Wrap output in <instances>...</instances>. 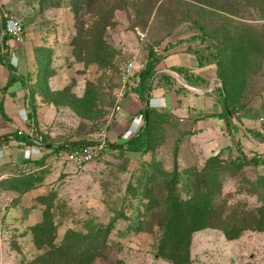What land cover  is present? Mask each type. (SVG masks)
<instances>
[{"label":"rangeland","instance_id":"374dc122","mask_svg":"<svg viewBox=\"0 0 264 264\" xmlns=\"http://www.w3.org/2000/svg\"><path fill=\"white\" fill-rule=\"evenodd\" d=\"M68 2L64 0L60 8L39 11L38 0H0L4 10L23 24L18 72L27 81L28 86L23 87L25 98L33 90L35 131L49 142L63 144L81 139L97 142L102 131L112 140L109 144L127 142H122L120 136L115 138L120 115L111 113L120 75L129 57L137 53L144 59L149 50L160 56L193 54L198 50L211 59L218 53L227 58L232 50L226 48L220 33L235 32L239 28L253 32L258 40L256 49L244 45L237 52L233 50L239 55L236 65L229 59L227 63L225 58L222 66H229L226 72L230 73L239 68L237 81L233 80L235 111H253L256 119L264 118V0H127L126 4L114 1V23L107 27L105 40L117 54L113 67L107 69L96 63L85 65L73 56L71 41L77 28ZM87 9L84 5L83 10ZM84 18L88 19V14ZM200 25L207 32L218 34V39L213 41L208 35H202ZM193 35L205 39L191 40L189 37ZM45 56H49V63L41 67L39 58ZM214 60L211 64L217 68ZM167 64L162 60L159 67ZM2 71L8 73L0 62ZM65 87L78 97L90 88L94 109L89 117L49 97H56L57 91ZM2 88V93H8V88ZM133 98L131 93L125 96L123 112L136 108L134 104L129 106ZM167 114L142 155L108 146L95 160L78 167L49 153L43 166L36 168L35 173L42 179L34 188L19 194L0 187L1 192L8 194L0 199V264H26L41 252L33 242L30 229L43 217L46 205L39 201L40 195L54 196L49 212L56 224V243L68 229L84 230L88 219L101 226L112 222L103 254L91 264H172L156 253L161 231L156 220L150 218L152 212L145 210L147 199L143 191L159 184L158 170L170 173L175 170L177 193L182 200L189 199L205 185L207 173L203 168L206 160L216 154L220 162L211 176L218 200L217 211L225 215L236 211L239 215L232 220L235 225L241 221V214L264 204V184L259 183L264 180V163L237 165L233 160L238 153L232 144L219 143L215 134L208 136V141L192 136L197 128L185 121L192 118L186 112L184 116ZM260 122L264 124V119ZM204 142L210 147L204 149ZM240 150L247 159L256 154L264 157V145L240 143ZM150 163L157 167L154 165L152 169ZM154 171L156 177L148 180L147 173ZM9 173L12 178L22 174V170L16 166ZM158 190L154 192L156 196ZM145 212L148 217L144 228L133 231L131 224L137 216L145 219ZM190 260V264H264V230L246 229L233 239H228L219 228L196 231L192 234Z\"/></svg>","mask_w":264,"mask_h":264},{"label":"trees","instance_id":"16d2710c","mask_svg":"<svg viewBox=\"0 0 264 264\" xmlns=\"http://www.w3.org/2000/svg\"><path fill=\"white\" fill-rule=\"evenodd\" d=\"M114 1L123 4L127 3V0ZM114 1H112L113 3H110V0H69L68 2L76 19L77 28V32L71 41V45H73V56L78 61H82L85 65L96 63L104 69L111 68L114 65V59L117 52L105 40V31L107 27L114 23L113 18L116 7ZM38 3L40 8L39 11H42L44 9L60 8L64 4V0H38ZM84 5L88 7L87 10H83ZM0 9L2 10V13L0 14V62L9 72L7 82L2 89L6 90L16 81H20L23 87L28 86L26 79L19 74L17 65H14L11 62L9 52L4 51V48H9L11 42V36L3 33L5 21L11 14L8 10H4V6L1 4ZM86 14H88V19L84 18ZM198 28L202 30V35H208L213 41L218 39V34L215 35L211 34L213 32H207L204 26L200 25ZM252 34L253 32L243 28H239L235 32L224 30L220 33V36L224 40L226 48L232 50L230 52L231 56H227L226 58V56L223 57L222 53H218L212 57L217 64V77L221 82V85L215 86L209 93L215 96L221 106L222 111L215 115L223 120L224 130L228 133L236 146L238 157H236L233 162L240 166L258 164L260 162L264 163V157L256 154L251 159H247L240 150V146H238L239 144L234 140V122L232 117H236L237 111H235L234 108L236 96L234 95L235 87L233 85V80L235 79V82L237 81L239 68H237V70H234L236 69L234 68L231 73L226 72L229 66L224 65V70L222 60L227 59L226 61L228 63L229 59L231 60L232 65H236L239 57L238 53H236V49H241L244 45L245 48L251 45L252 49L255 50L258 40ZM189 38L191 40L200 38L201 41L205 39L203 36L201 37L197 35H193ZM178 42L180 41H177V43ZM233 50L236 52L233 53ZM193 53L197 57L198 64L203 65L205 63H212L211 57L209 58L201 54L198 50H194ZM166 57V54L160 56L156 51L149 50L145 58H141L144 62V67L134 75L130 91L133 95L139 98L141 103L145 104V107H141L136 112V114L141 113L145 119L134 137L122 144L108 143L106 148L110 146L114 147V149L124 150L130 153H138L140 155L148 150L152 135H155L154 131L165 121L163 116L168 115L167 113L158 112L149 102H147L154 78L158 73L159 63ZM39 61L41 67H45L46 64L49 63V56H45L41 59L39 58ZM171 68L173 72L184 78L186 85L188 86H194L196 82L199 81L197 76L189 74L187 70L183 68ZM42 83L41 87L44 85V83L43 85ZM185 87V85H181V89L184 93L187 91ZM90 92V88L87 87L84 94L81 97H78L71 92L70 88L65 87L57 91L56 97H54V95L49 97L54 99L57 104L62 103L67 105L77 114L83 117H89L92 109H94L93 100L89 96ZM32 96L33 90L28 91L27 107L29 108V113L27 125L29 129L26 131H17L11 136L15 140L21 141L27 145L33 143L32 132L36 129L34 128L35 118L33 114L35 105L31 98ZM40 134L42 136L41 147L48 148L50 153L53 154L60 149H83L96 144L95 141L84 139L70 142L66 141L63 144H55L49 142L42 133ZM9 137V134H4L3 136L0 135V145L3 141H8L10 139ZM105 149L100 150L99 153L103 152ZM219 160L218 154L210 156L206 160V165L203 168L207 173L204 177L205 185L189 199L182 200L177 193L175 183L177 173L175 170L170 173L160 168L161 170H158V176L160 178L159 184L143 191V196L147 199L145 210L147 212H152L150 218L156 220L161 231L156 245V253L160 258L168 260L172 264H190L192 234L205 228H219L228 239L235 238L239 233L246 229L264 230V204L256 210L241 214V221H238V224H235L236 226L234 225V222H232V220H234L233 217L239 215L236 211H231L226 215L221 211H217L216 207L218 205V200L213 191V178L211 174L216 167H218L216 164L220 162ZM43 163V158L40 161L33 162L34 165H37L35 166L36 168H41ZM210 164L211 167H209ZM154 165L156 166L155 163H150L152 169H154ZM36 168L35 170L30 169L28 171H22V174L14 175L12 178H5L0 182V187L14 190L19 194L28 192L42 179L40 175L35 173L37 170ZM155 174L156 171L153 173L148 172V180L153 181L156 177ZM259 183L261 185L264 184V180H259ZM157 189H159L158 196L154 193ZM52 197L54 196L45 197L40 195L38 197L39 201L46 206L43 210L42 220L32 225L30 229L33 235V242L41 252L26 264H91L93 259L102 256L107 244V238L112 222L107 226H101L88 219L85 221L84 230L68 229L62 240L59 243H56V224L53 223L51 219L52 214L49 212L52 206ZM143 215L145 219L137 216L134 220V224H131V229L133 231H138L144 228L145 222L147 221L146 217H148V215L146 212Z\"/></svg>","mask_w":264,"mask_h":264},{"label":"crops","instance_id":"0c3cea01","mask_svg":"<svg viewBox=\"0 0 264 264\" xmlns=\"http://www.w3.org/2000/svg\"><path fill=\"white\" fill-rule=\"evenodd\" d=\"M10 46H14L12 40ZM163 62H169V64L162 68L159 67L158 73L160 75L157 73L154 78L147 102L158 112L174 115L176 113L179 116H184L186 112L187 115H191L192 120L187 119L185 121L193 123V126L197 128V132H194L192 136H198L208 141L211 135L215 134V138L219 140V143H226L225 146H231L232 144V147L236 149L233 140L224 130L223 120L215 115L222 111L221 106L215 96L208 91L221 85L217 77L215 64L205 63L200 65L194 53L187 52L167 54ZM171 67L183 68L189 74L197 76L199 81L194 86H188L184 78L173 72ZM0 74L2 75L0 77V87H3L7 82L9 72L2 71ZM18 84L21 85V88L17 86ZM181 85L186 86L187 91L185 93L182 91ZM7 91L8 93H2L0 90V135H10V139L6 142L3 141L0 145V182L8 178L9 172L16 166L21 168L22 171L25 167L28 170H35L37 165H34L33 162L40 161L42 158L46 161L47 155L50 153V150L46 147H39L37 150L31 148V144H24L11 137L17 131L29 129L27 125L29 109L28 107L26 109L27 104L24 103L27 98H25L26 93L20 81H16ZM133 96L134 102H131L129 106L134 104L136 108H132V111L129 112H123L124 125H128L132 115L136 114L141 107H145V104L141 103L137 96ZM255 117L253 111L246 110L237 112L236 117H232L234 140L239 144L238 146H240V143L244 146L253 145L255 147L264 145V124L260 122V117L257 119ZM144 119L145 117H143ZM36 132L34 129L33 133ZM204 146V149L210 147L208 142H204ZM211 151L209 152L213 154ZM28 153L29 158H26L25 155ZM2 195L6 196L8 194H4V191L1 192L0 199Z\"/></svg>","mask_w":264,"mask_h":264},{"label":"built area","instance_id":"2783aa9c","mask_svg":"<svg viewBox=\"0 0 264 264\" xmlns=\"http://www.w3.org/2000/svg\"><path fill=\"white\" fill-rule=\"evenodd\" d=\"M2 10L0 9V14ZM3 33L9 34L11 36V40L14 42V46H10L6 48V51L9 52L11 56V62L14 65L18 64V50L22 49L23 44V25L21 21L15 18L13 15H10L5 21V27ZM144 67V62L139 58L138 54H132L129 59L126 61L125 66L122 69L119 81V88L115 95V101L112 109V113H118L120 115V125L116 127L115 138L120 136L121 141H128L132 137H134L137 132L139 131L142 123H143V116L141 114H136L131 117L129 124L124 125L123 122V110H122V101L130 91V87L133 82L134 75L140 71ZM5 85V84H4ZM260 121H263V117L259 118ZM118 128V129H117ZM115 129V128H114ZM33 143L30 145L31 148L39 149L41 147L42 136L40 133L36 132L33 133ZM108 141H112L108 139V136L105 134V131H102L100 134L99 141L92 146H88L83 149H60L54 153V156L57 158L62 159L65 162L72 163L75 166H83L93 160H95L100 150L105 149ZM26 158H29V153L25 155ZM25 167L23 171H27Z\"/></svg>","mask_w":264,"mask_h":264}]
</instances>
